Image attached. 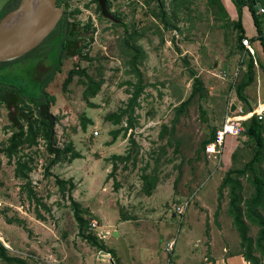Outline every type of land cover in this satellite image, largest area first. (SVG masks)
I'll list each match as a JSON object with an SVG mask.
<instances>
[{
    "label": "rangeland",
    "instance_id": "rangeland-1",
    "mask_svg": "<svg viewBox=\"0 0 264 264\" xmlns=\"http://www.w3.org/2000/svg\"><path fill=\"white\" fill-rule=\"evenodd\" d=\"M106 1L118 16L115 21L102 16L94 0H62L69 12L66 20L76 31V50L57 68L54 63L47 67L42 90L21 71L25 58L0 66V86L9 85L26 98L19 107L30 115L28 123L38 115L27 97L36 100L43 92L51 98L50 134L53 147L63 150L54 156L36 129L34 143H28L24 134L16 152L7 157L4 149L18 124L26 131L28 123L18 117L15 104L0 102L1 242L9 254L23 257L27 264H166L177 257L210 259L229 246L244 253L228 212L229 189L223 187L219 195L218 186L226 170L242 168L248 161L250 145L246 138L226 136L220 157L200 148V142L221 124L229 105L247 110L237 103L235 92L247 56L238 45L234 4L220 0V9L208 0ZM259 3L264 6V0ZM258 18L264 29V13ZM242 26L246 35L252 34L251 21L242 20ZM54 39L42 43L39 54L48 51ZM131 46L137 50L134 63ZM253 55L264 61L259 42L254 43ZM45 57L54 59L55 54ZM72 69L101 79L93 98H83L86 85L80 83L85 78L80 73L67 81ZM191 73L203 83L201 99L188 98ZM135 86L139 92L132 108L116 125L107 120L126 106ZM244 96L251 109L264 103V73L257 65ZM86 120L90 122L84 128ZM75 153L79 156L73 157ZM18 159L30 168L24 171L27 179L15 176ZM255 169L264 179V147ZM143 175L148 195L142 190ZM250 176L249 170L238 176L240 207L252 239L251 253L264 264V255L254 246L259 226L245 214V200L252 192ZM55 177L74 187L56 185ZM72 201L87 221L84 234H94L113 254L79 234ZM179 205H184L181 213L176 210ZM257 210L264 217V204ZM92 220L95 229L90 228ZM171 240L173 248L168 250Z\"/></svg>",
    "mask_w": 264,
    "mask_h": 264
},
{
    "label": "trees",
    "instance_id": "trees-1",
    "mask_svg": "<svg viewBox=\"0 0 264 264\" xmlns=\"http://www.w3.org/2000/svg\"><path fill=\"white\" fill-rule=\"evenodd\" d=\"M232 3L236 7L237 11V20H236V27L240 31V34L238 35V40H239V48L243 50L247 55V60L245 64V70L241 76V79L238 83V85L235 87V92L239 100L246 106L247 111H250L251 108L247 105L246 98L244 96V91L246 87L252 82L253 78V68H254V61L261 67L263 73H264V62H258L257 59H255L251 54L248 52V50L245 48V46L242 44V39L244 36V27L242 26V8L244 6H247L249 9L252 23L255 28V35H252L249 37V40L258 38L260 41L261 45L263 46L264 49V30L261 28V23L258 18V14L255 13L253 6L254 2H259L258 0H231ZM18 2V0H17ZM209 5H216L218 8L222 9V4L220 0H208ZM75 28L73 26H68L61 30L62 36H59V47L58 50L55 54L54 57V64H56V68L58 67L59 62L71 52L76 50V45L75 43ZM253 37V38H252ZM127 44V42H124ZM133 49V53L130 57V61L134 63L135 61V54H136V48L131 46ZM11 61H6L0 63V66L9 63ZM55 68V69H56ZM54 69V70H55ZM53 70V71H54ZM85 70H75L72 69L69 71L68 76L66 77L67 81L71 78L73 73H80L83 75L85 78L81 79L80 83L85 84V89L83 91V98L88 101L89 98H93L98 91L100 90L101 87V79H95L92 77L90 74H85ZM138 73V71L135 69V73ZM136 73V75H137ZM49 78L52 76V73H50ZM192 76V85H191V91L189 94V97H193L194 95L197 96L198 99H201L204 96V89H203V83L200 78L197 76H194L193 73H191ZM46 82L40 84V89H43V85ZM135 91L129 101L127 102L126 106L124 108L118 109L117 112L109 114L107 117V120H112L113 124H118L120 122L121 117L126 114L131 108L133 101L138 95L139 88L135 86ZM17 94L12 95V103L15 104L14 108L18 112V117L22 119H27L30 118V115L25 112V109L20 108V104L23 103V101H26L25 97H22L20 92H17ZM20 93V94H19ZM40 98L39 99H32L27 97V101L29 103L34 104L35 106H38L40 102L46 103L47 107H49V102H50V97L46 94L41 92ZM187 102V101H186ZM185 102V103H186ZM184 104V103H182ZM12 105V104H11ZM91 107V105H88ZM26 107V106H25ZM131 113V112H129ZM90 121L86 120L85 123L82 125V127L85 128L86 124L89 123ZM130 122V121H129ZM28 123V122H27ZM35 124H39L37 127H35ZM246 127V140L247 144L250 145V151L251 155L248 159L247 162L244 163L242 168L238 169H228L225 171L224 176L222 177L220 184L218 186V192L219 195L222 193V188L223 187H228V212L232 218V223L235 226L238 235L241 240L242 246L245 247L246 251L242 254L244 259L249 263V264H259V258L257 256L252 255L251 253V244H252V239L249 237L247 234L248 226L244 222L243 216H242V209L240 207V201H241V195H240V189H241V182L239 180V175H243L246 173L247 170L251 172V176L248 177L250 184L252 185V192L250 196L245 200V214L247 215V218H249V221L255 225L259 226L258 234L257 237H255L254 241V246L257 248L261 254L264 255V217L259 213L257 210V207H262L264 204V179L262 174H259L257 172V169H255V164L261 163L262 160V153H263V147H264V138H263V126L260 125L253 117H251L247 123H244ZM127 126H130L127 124ZM39 129L41 132V137L45 139L46 142V147L49 149L50 152L53 153L54 156H58L59 154H62L63 150H59L56 147H53V139H52V134H50V128L47 126V123L45 121H42L40 118H36L32 120V122H29L27 125L26 131H24L23 126L21 124H18V131L15 132L9 139V143L7 144V147L4 149V152L7 157L11 158L12 154L16 152L18 145L23 141L22 136L25 134L26 135V140L28 143H34L37 135V130ZM217 129V128H216ZM213 129L210 133V136L208 139H203L200 142V148L204 151L205 146L207 143L212 142V140L215 138V130ZM113 135L116 133V131L111 132ZM248 135L250 136L248 138ZM252 140V142H251ZM78 154H74L73 157H78ZM119 158V156H116ZM16 167H15V176L19 177V179H27L26 177V170L29 171V167L27 166L26 162L21 161V160H16ZM233 173H236L237 175H233ZM147 177L142 176V190L143 193L148 195L150 193V188L146 186L147 182ZM54 182L58 186H63L65 184L68 185V189H72L74 185L71 182H67L64 180H59L57 177H55ZM70 191V190H69ZM72 205L74 206V215L75 218L78 222V232L81 234L83 237L87 238L93 245L99 247V249L104 250L108 253L113 254V249L108 248L105 246L103 243H100L97 241L94 236V234L88 233L84 234V229L86 228V219L79 214V207L78 203L75 201H72ZM122 219V218H121ZM91 222V221H90ZM89 222V223H90ZM91 234V235H89ZM0 260L3 261L4 264H27L26 260L21 257V256H16V255H11L8 253L7 248L3 245V243L0 240Z\"/></svg>",
    "mask_w": 264,
    "mask_h": 264
},
{
    "label": "water",
    "instance_id": "water-1",
    "mask_svg": "<svg viewBox=\"0 0 264 264\" xmlns=\"http://www.w3.org/2000/svg\"><path fill=\"white\" fill-rule=\"evenodd\" d=\"M97 1L102 14L108 18L106 0ZM62 14L63 10L55 6V0H19L18 5L0 19V63L22 57L36 47L55 27ZM36 112L51 132L54 117L47 104L40 103Z\"/></svg>",
    "mask_w": 264,
    "mask_h": 264
},
{
    "label": "flooded vegetation",
    "instance_id": "flooded-vegetation-1",
    "mask_svg": "<svg viewBox=\"0 0 264 264\" xmlns=\"http://www.w3.org/2000/svg\"><path fill=\"white\" fill-rule=\"evenodd\" d=\"M94 2L97 4V7L99 8V12L101 13L102 16H104L101 12V8L98 4L97 0H94ZM19 3V0L17 2V0H4L3 3L1 4V9H0V19L9 11L13 10ZM108 3L106 1V9L107 12H109L110 16L108 17V19H110L112 21V18L118 19V16H116L115 12H110L108 7H107ZM55 6L62 8L63 10V14L61 15V17H59L58 21L55 24V27L51 30V32H49V34L42 39V41L39 42V44L34 47L33 49H31L29 52H27L25 55H23L22 57H19L15 60L21 59V58H25L26 62L22 63L21 66V71L24 73V75L26 77H28L30 79L29 83H36L38 87H40L39 85L44 83V79L47 76V72L49 71V68H47L51 63H54V59L50 58V60H47L46 54L48 52H52L53 54H56L58 47H59V43H58V34H61V30L63 29V31L65 30L66 27L68 26H72V23H69L66 18L69 15V12H67V9L65 8V6L62 3V0H55ZM78 12V10H74L73 11ZM106 17V16H104ZM114 20V21H115ZM55 37V41L52 40V43L50 45V49L45 50L44 54H39V52L37 51L39 49V47L41 46L42 43L47 42L48 39H52ZM54 56V55H53ZM45 57V59H43ZM12 60V61H15ZM28 62V68H26V64ZM47 62V64H46ZM50 75V74H49ZM0 94L5 95V98H0V102L5 103L6 105H11L12 104V95L17 94L15 90H10V86L9 85H3L0 86ZM6 92V93H5ZM43 103V102H40Z\"/></svg>",
    "mask_w": 264,
    "mask_h": 264
},
{
    "label": "built area",
    "instance_id": "built-area-1",
    "mask_svg": "<svg viewBox=\"0 0 264 264\" xmlns=\"http://www.w3.org/2000/svg\"><path fill=\"white\" fill-rule=\"evenodd\" d=\"M260 11H263V9L260 8ZM242 44L246 46L247 48H249L248 40L246 38L242 39ZM231 105L233 109H230ZM231 105L228 106L227 114L225 115L221 124L215 130V138L212 140V142H209L206 144L204 153L212 154L215 157L217 156L220 157L221 152H222L223 142L226 136L233 137L236 139L243 137L245 139L246 138V134H245L246 127L244 123H247V121L251 117H253L255 121H257L260 125L264 127V103L261 105V107L258 104L257 106L253 107L250 111L245 110L241 105H237V104L235 105L231 104ZM184 205L177 206L176 210L179 213L183 212ZM90 228L91 229L96 228L95 221L92 220L90 222ZM173 243L174 242L172 240L166 243L168 250H171L173 248Z\"/></svg>",
    "mask_w": 264,
    "mask_h": 264
},
{
    "label": "crops",
    "instance_id": "crops-1",
    "mask_svg": "<svg viewBox=\"0 0 264 264\" xmlns=\"http://www.w3.org/2000/svg\"><path fill=\"white\" fill-rule=\"evenodd\" d=\"M231 1V0H230ZM257 1V0H255ZM260 1V0H258ZM232 3V1H231ZM254 6H253V9L255 11V13H264V6H262L259 2H254ZM233 6V5H232ZM235 6V5H234ZM236 8V7H235ZM260 8L263 9V11H260ZM236 14H237V11H236ZM242 20H248L249 22L251 21V24L254 28V25L252 23V19H251V15H250V12H249V9L247 8V6H244L242 8ZM261 28H262V25H261ZM263 29V28H262ZM264 30V29H263ZM252 35H255V28L254 30L252 31V34L251 35H246L245 32H244V36L243 38H246L248 40V46L250 48H247L245 46V48L248 50V52L251 54V56L254 57L253 53H254V43L255 42H259V44L261 45L260 41L258 40V38H254V39H251L249 40V37L252 36ZM253 38V37H252ZM262 47V52L264 54V49H263V46L261 45ZM257 48V47H255ZM257 50V49H255ZM243 51V50H242ZM251 51V52H250ZM243 54H245L247 57L248 55L243 51ZM255 58V57H254ZM258 60V62H261L263 63L259 58H255ZM254 65H257L259 70H262L261 67H259V65L257 63H253ZM263 72V71H262ZM243 74V73H242ZM250 103V106H252L251 102L248 101ZM237 103H242L241 101H238ZM232 104H236V103H232ZM260 104V103H259ZM237 105H240V104H237ZM230 109H233L232 105L230 106ZM108 223L111 221L110 219H108ZM107 222V221H106ZM105 226V225H103ZM222 226V224H221ZM223 227H222V231H223ZM225 231V230H224ZM226 232V231H225ZM103 239H107V236L104 235V238ZM229 244V242H228ZM108 254V252H107ZM111 254V253H110ZM188 255H191V253H189ZM177 259V260H176ZM174 259V262H167L166 264H248V262L244 259V257L242 256V254L238 253L237 251L235 250H232L231 247L229 246L228 248H225L224 250V253L222 255H219V256H211L210 259H207V257L203 256L201 257V259H198V260H189V261H186V260H182L180 258H176ZM157 260H163V257L162 258H159ZM113 264H116V263H113ZM165 264V263H164Z\"/></svg>",
    "mask_w": 264,
    "mask_h": 264
},
{
    "label": "bare ground",
    "instance_id": "bare-ground-1",
    "mask_svg": "<svg viewBox=\"0 0 264 264\" xmlns=\"http://www.w3.org/2000/svg\"><path fill=\"white\" fill-rule=\"evenodd\" d=\"M259 105H260V107H261L262 104L260 103Z\"/></svg>",
    "mask_w": 264,
    "mask_h": 264
}]
</instances>
